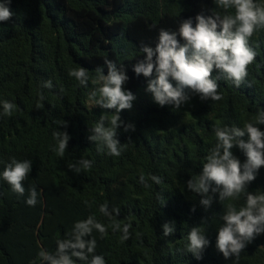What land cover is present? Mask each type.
<instances>
[{
    "label": "trees",
    "instance_id": "1",
    "mask_svg": "<svg viewBox=\"0 0 264 264\" xmlns=\"http://www.w3.org/2000/svg\"><path fill=\"white\" fill-rule=\"evenodd\" d=\"M10 9L12 18L0 22V173L12 159L30 160L32 170L23 196L0 177V264H44L39 252L54 253L74 223L89 216L107 229L103 238L92 233L95 254L106 264H264V234L238 257L225 259L216 248L227 205L239 209L245 197L221 202L216 194L205 209L202 197L186 184L202 171L216 144V127H243L264 109V28L249 40L257 56L239 88L219 76L221 100L202 101L189 93L191 99L176 110L155 103L146 91L149 78L135 74L133 66L144 58L142 46L155 47L161 29L178 32L183 19L195 24L201 12L223 16L234 9L226 13L215 0H11ZM106 60L124 69L129 79L123 87L136 97L130 110L119 113L135 130L117 129L123 145L118 157L107 149L98 152L88 140L100 116L115 113L89 95L101 86L95 70L107 75ZM80 67L88 70L87 87L69 76ZM218 75L214 69L212 76ZM49 80L52 87H44ZM5 100L16 105L11 116L2 115ZM58 121H66L67 128ZM55 130L71 137L63 157L53 151ZM231 151L241 163L246 160L238 147ZM80 159L93 161L91 169L70 171L68 164ZM33 186L38 195L31 207L26 199ZM248 191L264 193V167ZM102 204L119 208V216H105ZM116 222L131 224L129 239H122V230L113 231ZM165 223L175 227L167 237ZM196 226L209 240L201 259L187 251L188 233Z\"/></svg>",
    "mask_w": 264,
    "mask_h": 264
},
{
    "label": "clouds",
    "instance_id": "2",
    "mask_svg": "<svg viewBox=\"0 0 264 264\" xmlns=\"http://www.w3.org/2000/svg\"><path fill=\"white\" fill-rule=\"evenodd\" d=\"M10 3L11 0H0V22L12 18ZM215 3L226 13L234 9V14L221 16L219 13L205 15L201 12L196 15L195 24L191 18L183 19L178 32L161 29L155 47L142 46L144 58L133 66V70L137 76L149 78L146 91L161 107L170 105L179 110L191 99L189 93L199 95L202 101L221 100L217 82L219 76L232 81L237 88L245 81L247 67L257 56L249 40L258 29L264 28V5L257 4L255 0H215ZM105 64L107 75L103 74L102 68L95 70L101 86L89 95L96 105L103 109H115V113L110 117L107 113L102 114L96 126L90 130L88 140L95 142L98 152L107 149L108 155L118 157L122 154L123 145L117 139V129L123 127L125 132L135 130L133 124H125L121 120L119 113L130 110L136 97L123 87L129 79L124 69L118 68L111 60H106ZM214 69L219 73L217 77L212 76ZM154 73L155 78H151ZM69 76L87 87L89 77L86 68L72 69ZM43 86L51 88L52 82L46 81ZM2 108V115L11 116L16 105L5 100ZM58 124L67 128L66 121H58ZM260 125H264V109H258L254 120L246 122L243 127H216V144L205 157L202 171L186 183L188 190L202 197L199 203L205 209L211 207L216 194L221 202L238 200L242 195L245 197L242 207L237 209L228 204L221 217L224 223L218 229L216 248L225 259L238 257L248 243L264 234V193L248 191L258 170L264 167V131H261ZM52 135L57 142L53 151L63 157L71 137L67 131L60 130L53 131ZM234 147L245 155L243 163L233 155L231 150ZM92 164L93 161L80 159L68 164V169L79 174L82 170H90ZM31 170L30 160L12 159L0 177L11 186L13 192L23 196V182ZM152 180L157 184L161 182L155 176ZM141 182L144 183L143 176ZM37 195L36 188H30L26 204L34 207ZM99 210L110 219H113V214H120L119 208L109 210L107 204L100 205ZM192 211H195V207ZM162 227L165 237L175 231L174 223H165ZM130 228V223L122 227L119 222L112 225L113 231L122 230L124 240L129 239ZM94 230L101 238L107 232L105 225L93 216L77 221L67 237L57 241L54 253L41 250L39 257L44 264H77V261L82 264H106L102 255L95 254L97 241L92 236ZM187 240V251L196 259H201L202 252L209 245L202 226L192 227Z\"/></svg>",
    "mask_w": 264,
    "mask_h": 264
}]
</instances>
